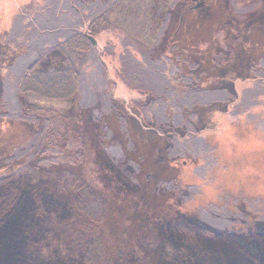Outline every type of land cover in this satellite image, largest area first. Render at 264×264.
Segmentation results:
<instances>
[{"label":"rangeland","instance_id":"374dc122","mask_svg":"<svg viewBox=\"0 0 264 264\" xmlns=\"http://www.w3.org/2000/svg\"><path fill=\"white\" fill-rule=\"evenodd\" d=\"M116 1L0 0V178L19 171L17 184L41 193L50 213L23 224L25 264L78 263L90 229L72 209L70 175L101 190L122 186L129 195L130 205L109 201L103 223L93 226L104 264L133 242L145 264H169L156 251L162 238L154 219H143L131 202L153 209L172 204L198 227L233 233L208 246L226 255V264H264V0H198L204 5L198 10L192 0L166 2L164 34L150 60L169 81L160 97L130 91L116 77L123 46L149 79L157 76L134 45L147 29L142 0L122 16L116 9L94 36L86 30ZM115 23L130 29L134 41ZM72 30L96 42L76 100L21 94L25 69L60 59L53 49ZM160 86L161 75L156 91ZM234 127L240 136L231 135ZM224 163L236 170L229 174ZM188 174L191 180L181 182ZM231 174L236 178L227 180ZM238 176L257 191L243 190ZM4 249L0 239V264H7Z\"/></svg>","mask_w":264,"mask_h":264},{"label":"trees","instance_id":"16d2710c","mask_svg":"<svg viewBox=\"0 0 264 264\" xmlns=\"http://www.w3.org/2000/svg\"><path fill=\"white\" fill-rule=\"evenodd\" d=\"M142 1V4L145 3V9L148 11H146L147 29L144 34H141L139 44L135 42L133 44L138 45L136 51L142 60L146 62L145 65L151 68V70L157 71V76L149 79L148 74L144 70L143 63L135 60L136 57L129 51L128 46H123L121 54L118 57L120 68L116 77L130 91L139 94H147V92L155 93V95L160 97L169 86V81L163 75L165 74V69L161 68V70H157L158 66L156 65V69V66L152 65L151 62L154 50L160 45L161 37L164 34L165 26H160V24H163L160 14L166 8L167 3L170 2L169 0ZM133 2L135 0H117L115 5H111L109 10L100 11L89 22L90 25L86 29L89 35L94 36L100 30L105 29L107 25H110L109 16L111 13L114 14L117 9L118 12L121 11L122 16L124 8H130V4ZM122 21L123 24L127 23L126 20L122 19ZM115 26L123 27L122 29L126 32L127 41H134L128 35L129 33H127L130 32V29L126 27L125 29L124 25L122 26V24L118 23H115ZM93 47L92 44H89L86 36L84 37V35L72 30L70 38L64 43L57 44L53 49L60 56V59H57L54 63H51L49 60L47 63H43L42 60H36L25 69L20 78L19 92L28 97L36 98L39 101H75L83 79L82 66L89 59L91 51L94 50ZM158 74L161 75L162 83V86L157 88L160 90L159 92L156 91V81L159 79ZM232 97L236 99L235 96ZM227 98V102H229L231 97L227 96ZM213 102L218 101L215 100ZM33 112L41 113L40 110ZM44 113L46 112L44 111ZM17 120L25 122V119L22 118H17ZM237 129V127H234V131L231 132L232 136H240ZM228 163L224 164H227L226 166L230 170L228 173L230 174L232 170L236 169ZM18 173L19 171L12 170L0 178V239L5 243L3 257H5L7 264H25L22 255L25 233L23 224L25 225L26 219L38 221L46 217L48 218L50 214L46 210L45 199L41 193L33 189L24 191L20 187V184H17ZM240 173L242 172L240 171ZM231 175L226 176V179L231 181L236 178L233 174ZM97 177L96 180L99 181L100 178ZM185 177H190L189 179L191 180L190 175H182L181 182H183V178L188 179ZM238 177V184L241 187L244 186L243 190L249 193L257 191L247 178ZM231 186H233L232 182ZM69 189L75 194L72 203L73 211L89 224L90 229L89 237L81 244L77 264H104L103 242L98 236H95L96 232H94L93 226L103 223L106 216L105 210L109 201L118 206L121 204L130 205L129 195L123 190L122 186H116L111 190H101L98 189V186L88 185L86 181L74 175H70L69 177ZM131 205L144 213L143 216L145 218L143 219L148 220L149 216L154 219L152 220L154 221L152 223L155 227L154 229L162 238L156 246V251L169 264H226V261H228L226 255L223 257L220 251L213 250L208 246L209 244H213L210 241H214L215 243L225 240V238L235 237L233 233H220L212 229L198 227L189 218L185 217L184 214H181L178 211V207L172 206V204L156 209L142 206L137 202H131ZM57 206H52V213H57ZM258 236L262 238V235ZM243 237L244 239L252 240L250 236ZM197 241L198 243H196ZM201 245H205L206 248L200 249L199 246ZM141 257L139 248L133 242L128 248H118L115 251L113 254V264H145ZM231 264L233 263L231 262Z\"/></svg>","mask_w":264,"mask_h":264},{"label":"water","instance_id":"95a60500","mask_svg":"<svg viewBox=\"0 0 264 264\" xmlns=\"http://www.w3.org/2000/svg\"><path fill=\"white\" fill-rule=\"evenodd\" d=\"M197 2L198 0H192V2ZM203 6V3H196V5L194 6V9L196 10V9H199V8H201ZM88 40L91 42V44L93 45V46H96V42L94 41V39L93 38H91V37H88Z\"/></svg>","mask_w":264,"mask_h":264}]
</instances>
